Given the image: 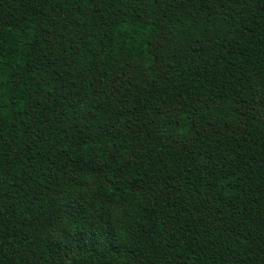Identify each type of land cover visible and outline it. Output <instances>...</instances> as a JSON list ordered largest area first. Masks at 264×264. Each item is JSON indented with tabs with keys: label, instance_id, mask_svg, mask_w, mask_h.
Segmentation results:
<instances>
[{
	"label": "trees",
	"instance_id": "16d2710c",
	"mask_svg": "<svg viewBox=\"0 0 264 264\" xmlns=\"http://www.w3.org/2000/svg\"><path fill=\"white\" fill-rule=\"evenodd\" d=\"M0 264H264V0H0Z\"/></svg>",
	"mask_w": 264,
	"mask_h": 264
},
{
	"label": "clouds",
	"instance_id": "9594fccd",
	"mask_svg": "<svg viewBox=\"0 0 264 264\" xmlns=\"http://www.w3.org/2000/svg\"><path fill=\"white\" fill-rule=\"evenodd\" d=\"M90 223L96 226H103L102 221L95 219L94 217L89 218Z\"/></svg>",
	"mask_w": 264,
	"mask_h": 264
}]
</instances>
